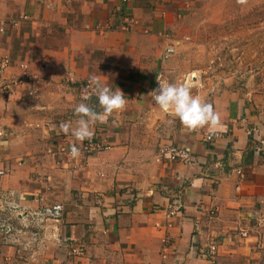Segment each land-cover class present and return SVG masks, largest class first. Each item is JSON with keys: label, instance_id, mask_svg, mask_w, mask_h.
Here are the masks:
<instances>
[{"label": "crops", "instance_id": "0c3cea01", "mask_svg": "<svg viewBox=\"0 0 264 264\" xmlns=\"http://www.w3.org/2000/svg\"><path fill=\"white\" fill-rule=\"evenodd\" d=\"M190 4L0 0V20L27 17L0 32V187L24 215L49 202L65 209L39 232L46 253L30 263L0 240V264H209L211 245L218 264H264V67L244 89L202 99L215 127L189 130L149 95ZM22 66L29 79L7 85ZM93 80L126 104L91 125L106 149L87 155L72 129L79 103L102 112L78 95ZM170 145L190 149L194 164L161 158ZM177 199L182 209L165 219ZM74 247L82 254L71 257Z\"/></svg>", "mask_w": 264, "mask_h": 264}, {"label": "rangeland", "instance_id": "374dc122", "mask_svg": "<svg viewBox=\"0 0 264 264\" xmlns=\"http://www.w3.org/2000/svg\"><path fill=\"white\" fill-rule=\"evenodd\" d=\"M190 1L188 20L179 21L180 31L172 34L178 41L175 51L166 59L163 56L160 81L187 84L192 95L201 99L244 89L264 67V0ZM6 21L10 26L11 20ZM27 79L29 75L22 73L7 85L17 87ZM0 173V179L9 174L6 167ZM10 193L0 187V240L33 263L38 255L46 253L38 240L39 232L47 227L44 224L62 218H46L39 223L30 214L24 215L15 194L11 197ZM52 203L42 208L56 205ZM81 254V247L69 249L71 257Z\"/></svg>", "mask_w": 264, "mask_h": 264}, {"label": "clouds", "instance_id": "9594fccd", "mask_svg": "<svg viewBox=\"0 0 264 264\" xmlns=\"http://www.w3.org/2000/svg\"><path fill=\"white\" fill-rule=\"evenodd\" d=\"M157 81V88L149 93L154 104L164 112L170 113L183 127L194 130L204 126L215 127L219 124V116L212 106L192 95L187 84L165 83L158 79ZM92 83L94 87L91 95L96 96L102 112L94 111L86 103L76 105L74 114L79 118L76 121V127L72 129V135L80 142L93 136L91 125L97 121L106 122L113 112L123 109L126 104L125 94L119 88L114 91L99 81L93 80ZM63 127L67 129L69 126ZM70 155L73 157L79 155L78 149L73 147Z\"/></svg>", "mask_w": 264, "mask_h": 264}, {"label": "built area", "instance_id": "2783aa9c", "mask_svg": "<svg viewBox=\"0 0 264 264\" xmlns=\"http://www.w3.org/2000/svg\"><path fill=\"white\" fill-rule=\"evenodd\" d=\"M26 16H20L17 20H11L9 21V25L11 27H16L21 20H26ZM6 20H0V32H3L4 29L7 26ZM178 42H175L173 45L168 46L165 51V57L171 56L175 51V46ZM8 66L7 59L2 60L0 62V74L5 71V69ZM22 73L25 74L27 71L26 66L21 67ZM94 87V85L91 82H85L79 85L78 87V93L80 99L83 101H90L93 98H95V95H91V90ZM87 97V99H86ZM214 139V136L210 133H204L202 140L204 143L208 144ZM104 149H106V146L101 145L100 143H97L93 136L90 139L84 140L83 145V151L86 154H94L102 152ZM161 158L165 159L167 162H179L184 165H191L194 164L195 159L192 155V152L188 148H178L176 146H166L161 149L160 151ZM2 174V173H0ZM9 196H13L12 193L9 194ZM182 209V204L179 199L175 201L172 205H170L164 214L165 219H169L175 215H177L180 210ZM64 208L61 204H56L52 206H45L41 208L39 211L31 212L29 213L32 218L37 220L39 223H42L46 218H51L54 220H59L63 218ZM79 252V250H76ZM261 252L264 253V248L261 249ZM208 261L209 264H218L217 260V246L211 245L208 248Z\"/></svg>", "mask_w": 264, "mask_h": 264}]
</instances>
